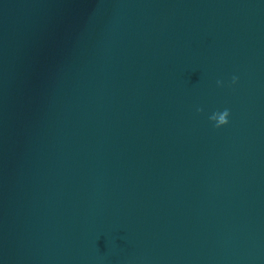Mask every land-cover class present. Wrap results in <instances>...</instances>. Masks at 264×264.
<instances>
[{
	"label": "water",
	"instance_id": "95a60500",
	"mask_svg": "<svg viewBox=\"0 0 264 264\" xmlns=\"http://www.w3.org/2000/svg\"><path fill=\"white\" fill-rule=\"evenodd\" d=\"M0 264H264V0H0Z\"/></svg>",
	"mask_w": 264,
	"mask_h": 264
},
{
	"label": "clouds",
	"instance_id": "9594fccd",
	"mask_svg": "<svg viewBox=\"0 0 264 264\" xmlns=\"http://www.w3.org/2000/svg\"><path fill=\"white\" fill-rule=\"evenodd\" d=\"M236 77H233V82H235ZM229 110L225 109L222 113H214L211 119L216 120V126L219 127L221 125L228 123Z\"/></svg>",
	"mask_w": 264,
	"mask_h": 264
}]
</instances>
